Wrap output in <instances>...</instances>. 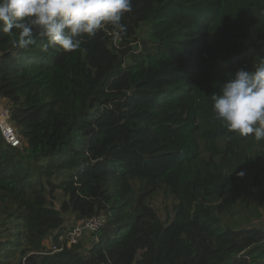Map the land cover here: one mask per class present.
Here are the masks:
<instances>
[{
    "label": "trees",
    "instance_id": "16d2710c",
    "mask_svg": "<svg viewBox=\"0 0 264 264\" xmlns=\"http://www.w3.org/2000/svg\"><path fill=\"white\" fill-rule=\"evenodd\" d=\"M122 23L73 52L0 32L22 141L0 133V217L23 224L18 264H140L168 231L188 264H264V140L229 132L211 99L264 56V0H133Z\"/></svg>",
    "mask_w": 264,
    "mask_h": 264
},
{
    "label": "clouds",
    "instance_id": "9594fccd",
    "mask_svg": "<svg viewBox=\"0 0 264 264\" xmlns=\"http://www.w3.org/2000/svg\"><path fill=\"white\" fill-rule=\"evenodd\" d=\"M133 0H0V32L14 47L73 52L99 32L117 38ZM215 118L241 137L264 140V56L240 67L211 96Z\"/></svg>",
    "mask_w": 264,
    "mask_h": 264
},
{
    "label": "rangeland",
    "instance_id": "374dc122",
    "mask_svg": "<svg viewBox=\"0 0 264 264\" xmlns=\"http://www.w3.org/2000/svg\"><path fill=\"white\" fill-rule=\"evenodd\" d=\"M140 40L147 39L149 32L143 28ZM24 227L22 223L0 217V264H18L21 248L17 245L23 238ZM177 236L171 231L166 233L165 239L158 247L152 249L140 264H188L176 256L174 251ZM47 245H51L48 241ZM192 264V263H190Z\"/></svg>",
    "mask_w": 264,
    "mask_h": 264
},
{
    "label": "built area",
    "instance_id": "2783aa9c",
    "mask_svg": "<svg viewBox=\"0 0 264 264\" xmlns=\"http://www.w3.org/2000/svg\"><path fill=\"white\" fill-rule=\"evenodd\" d=\"M0 133L7 145L12 148H20L22 145L21 136L17 127L13 124L10 118V108L6 104V101L0 97ZM108 221V216L100 214L90 219H84L79 221L68 233L66 238L60 240H66L68 247H72L76 244L85 231L95 233L99 231ZM57 249L53 248V251Z\"/></svg>",
    "mask_w": 264,
    "mask_h": 264
}]
</instances>
